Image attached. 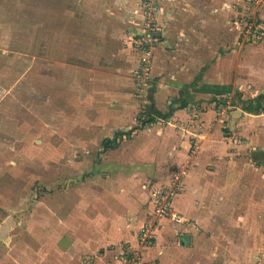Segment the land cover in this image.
I'll list each match as a JSON object with an SVG mask.
<instances>
[{
  "label": "rangeland",
  "instance_id": "rangeland-1",
  "mask_svg": "<svg viewBox=\"0 0 264 264\" xmlns=\"http://www.w3.org/2000/svg\"><path fill=\"white\" fill-rule=\"evenodd\" d=\"M218 48L241 52L238 86L248 98L261 83L257 78L264 79L254 71L264 66V0H0V264H142L143 246L165 236L157 233L161 221L172 234L185 224L189 208L179 199H189L188 181L174 201L182 220L159 218L154 236L141 242L146 213L153 218L157 208L152 181L174 168L185 170L184 181L189 149L181 165H128L132 158L106 165L116 158L102 141L145 128L128 134L131 145L156 124L169 123L187 136L185 110L176 114L180 95L155 90L154 77L163 70L179 89ZM144 58L150 68L140 75ZM151 94L168 117L144 124L139 115L152 104ZM228 99L225 105L214 100L220 116L241 109ZM205 107L190 109V130ZM211 216L204 226L190 218L194 233L183 258L264 264L257 256L262 248L256 250L264 235L261 217H252L261 229L251 243L245 219L237 241L229 242L219 232L232 228L228 218L216 208ZM183 226L167 236L178 247ZM240 239L242 252L235 248Z\"/></svg>",
  "mask_w": 264,
  "mask_h": 264
},
{
  "label": "crops",
  "instance_id": "crops-1",
  "mask_svg": "<svg viewBox=\"0 0 264 264\" xmlns=\"http://www.w3.org/2000/svg\"><path fill=\"white\" fill-rule=\"evenodd\" d=\"M218 50L219 52L210 57L205 65L197 71L198 75L179 89L175 86L176 83H173L174 81H170L171 78L168 81L163 78L166 76V72L163 70L162 77L160 75L154 77L155 90L160 88L166 93L180 95V101H178L179 105L182 106L178 108L176 114L185 110V119L189 120V134L185 137L177 134V127L171 123L166 126L156 124L154 130H151L152 126H144L148 127L146 130H151V133H146V137L141 142L139 140L131 145L127 139L128 134L120 136L117 145L112 149V155L115 156L116 160L106 164L124 165L126 160L129 161V158H132L134 160H131L132 162H129L128 165H181L183 158L189 152V174L184 180V182H189V195H187L189 199L188 197L179 199L189 208V218L186 215V219L189 220L185 224H176L173 234L172 231H164V222L161 221L159 223L161 230L157 233L165 236L157 240L156 244L143 246L142 264H148L147 262L149 264H196L195 259H189L188 256L182 257L186 252L185 250L190 247V234L191 232L194 233L190 218H196L197 223L200 222V226H204L207 222L206 219L212 217L215 208L232 224V226L230 225L232 228L219 230L223 235L220 234V239L224 241H237L238 238L234 236H239V233L237 235L238 228H242V222L244 223L245 219L244 224H248L246 227L249 228L248 232L246 227L244 229L245 233L248 234L245 241L254 243L260 233L258 227L261 229V225L256 224V217H261L264 222V172H259L264 167V109L258 112H249L241 107L240 110L233 111L229 116H220L218 105H215L216 101H214L217 100L218 103H221L218 99L224 97L225 99L233 98L237 101L236 103H247L241 102L237 96L235 97L237 90L242 93V99H255L259 96H263L264 99V79L258 81L257 78V82H261L260 85L250 91L251 95L248 98L244 97L245 89H242L244 86H238L241 84L238 74L245 68L238 62L241 59V52L234 50L224 52L226 50L222 48H218ZM235 58H238L237 61H234ZM259 68L261 69L259 70ZM254 71H259V74L264 73V66L255 65ZM260 78H264L263 75ZM174 79H176L175 75ZM150 98L153 100L151 105H163L161 100L154 98L153 94L150 95ZM171 99L173 98L168 99L167 104L171 103ZM173 103L172 107L176 105L175 101ZM199 105H206V107L195 117L198 125L190 130L193 121L192 115L195 113L190 109L199 107ZM158 110L162 111L161 109ZM196 111L198 112V110ZM241 124H243L242 127ZM136 130L140 132L145 128H136ZM136 130L132 131L133 135L136 134ZM231 134L233 137L243 134L246 140H233ZM127 144H129L128 147ZM187 149H189L188 152ZM117 159L122 160L119 162ZM175 169L162 175L160 180L152 181L154 184L151 185V193L152 189L155 190L171 182ZM148 201H150L149 197ZM257 201H259V210L256 206ZM186 202L187 204H185ZM243 202H246L248 209L244 208L243 210L241 204ZM148 213L150 212L147 211L144 222L152 220V216H149ZM247 217L250 218L246 219ZM252 217H255V220ZM135 218L133 217V219ZM182 225H184L186 234L185 237L181 236V248L168 240L167 236L179 235V230L177 231L176 228H182ZM196 231H200V227ZM196 231L195 234H197ZM243 244L244 241L240 239L235 248L242 247L237 249L242 252L245 248ZM262 246H264V235H262L261 243L256 250ZM202 262L201 264H218L214 260L210 262L207 259H202Z\"/></svg>",
  "mask_w": 264,
  "mask_h": 264
},
{
  "label": "built area",
  "instance_id": "built-area-1",
  "mask_svg": "<svg viewBox=\"0 0 264 264\" xmlns=\"http://www.w3.org/2000/svg\"><path fill=\"white\" fill-rule=\"evenodd\" d=\"M145 25L148 28L150 26V23L145 22ZM149 62V59L148 61H146V59L144 58L142 68L138 70V73L140 75L148 73V68H150ZM145 70H147V72L143 73V71ZM184 173L185 170H183V173L176 171L173 174L171 182L168 185L162 186L154 191V200L156 202L157 208L156 211H154L152 220L147 222L140 230V239L142 243H146L150 238L154 236V226L156 224V220H158L159 218L170 216V218H172L173 220H182L183 216H181L174 210V201L176 195H178V192L184 184ZM261 248L262 249L260 253L257 255L258 258L264 257V246Z\"/></svg>",
  "mask_w": 264,
  "mask_h": 264
},
{
  "label": "trees",
  "instance_id": "trees-1",
  "mask_svg": "<svg viewBox=\"0 0 264 264\" xmlns=\"http://www.w3.org/2000/svg\"><path fill=\"white\" fill-rule=\"evenodd\" d=\"M236 96H237L238 100H240L241 102H247V103L241 104L242 109H244L246 111L258 112L261 109H264L263 96H259L255 99H250V98L242 99V93L238 90L235 92V97ZM218 100H220L222 103H224L226 99L224 97H222ZM236 102L237 101L235 99L232 100V103H236ZM143 114H140L139 116H140V120L144 124H149V123L154 122L155 120L162 118V117H164V118L168 117L167 114L156 109L154 107V105H149L147 112L143 113ZM130 133H132V131H128V132L117 131L115 133V137H106L102 142L104 149L111 148L112 146L114 147L115 145H117V143L119 141L118 139L120 138V136H122L124 134H130Z\"/></svg>",
  "mask_w": 264,
  "mask_h": 264
}]
</instances>
